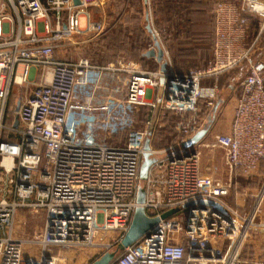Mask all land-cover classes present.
<instances>
[{
  "label": "built area",
  "instance_id": "1",
  "mask_svg": "<svg viewBox=\"0 0 264 264\" xmlns=\"http://www.w3.org/2000/svg\"><path fill=\"white\" fill-rule=\"evenodd\" d=\"M102 4L0 0V264H60L53 248L111 246L100 244L102 234L124 236L140 205L141 186L146 190L142 206L159 217L157 229L111 264H236L264 199V183L251 212L235 208L228 201L232 182L202 173L198 146L183 153V142L202 128L196 117L178 122L175 143L151 144L155 162L141 180L152 122L137 128L134 114L143 106H159L196 116L202 100L212 106L216 97L215 87L203 85L206 79L246 67L231 131L217 134L209 146L224 149L231 172L258 171L264 162V59L257 57L264 43V0L217 2L213 59L203 68L162 71L132 61L57 58L62 40L104 32V20L95 15ZM246 14L257 22L252 37ZM115 73L127 76L124 98L97 102L100 84ZM15 87L24 95L19 110L11 108ZM100 129L120 138L101 139ZM199 200L223 209L187 206ZM174 208L179 211L162 217ZM21 210L45 214L42 231L29 240L36 246L31 253L14 235Z\"/></svg>",
  "mask_w": 264,
  "mask_h": 264
},
{
  "label": "rangeland",
  "instance_id": "2",
  "mask_svg": "<svg viewBox=\"0 0 264 264\" xmlns=\"http://www.w3.org/2000/svg\"><path fill=\"white\" fill-rule=\"evenodd\" d=\"M220 0H204L200 4H196L194 9H199L190 15L192 18V33L200 34L197 38H201L198 42L200 46L197 53L190 54V58L197 63L187 62L184 54L179 51L181 42L180 38H176V30L171 22H167V13L165 12V0H101L103 3L96 12V16L105 22L104 32L100 35L89 34L83 37H74L69 41L62 40L61 45L56 51V57L60 59H78L80 57H88L98 64H106L108 62L132 61L144 69H158L160 63L154 56H148L147 52L155 48L154 36L157 37L163 50L167 52L166 59L168 64L175 71H187L190 69L203 68L212 57V42L214 36L213 26V9ZM196 2H198L196 0ZM180 11L179 9L177 10ZM176 14V13H175ZM171 15V21L177 23L178 16ZM148 25L151 26L153 32H150ZM202 34V35H201ZM71 42V43H70ZM192 44L196 41H191ZM197 42V43H198ZM183 62L185 64H183ZM246 67L232 70L222 74L217 79V93L213 100V105L209 106L206 100H202L199 104V112L196 116L191 114H176L171 111L163 110L159 106L146 107L143 106L134 114L137 128L147 126V122L151 121L153 128L152 144L153 147L164 148L168 145L175 135L178 134L177 124L179 121L199 120L202 127L208 125L214 134L225 132L227 122L231 118L237 99L240 95V81L247 75ZM127 76L123 73L108 74L100 84L97 91V102H105L109 100L119 101L124 98L126 91ZM205 85H212L213 80L208 79ZM32 84V83H31ZM33 85V84H32ZM30 85L29 87L31 88ZM24 95L18 87L11 96V108L16 109L17 102ZM156 95H151L154 100ZM14 115V111L12 112ZM209 130V131H210ZM210 131V132H212ZM98 136L103 139L116 141L120 135L109 136L104 129H100ZM125 136V135H124ZM111 137V138H109ZM203 144V143H202ZM201 165L209 174L215 172L216 179L227 178V164L224 161V155L221 149L213 148L208 145H199ZM258 172L261 176L258 181L253 179L247 180L246 177H240L232 182V188L229 201L236 204L238 200L244 204L241 211L243 213L251 212L258 194L264 183V162H262ZM257 180V179H256ZM224 182H226L224 180ZM1 184V183H0ZM262 185V186H261ZM261 186V188H260ZM252 194H254L252 196ZM264 204V199L259 205L257 216L251 226L249 236L244 241L241 249H247L249 242L259 229V216ZM44 212L24 211L25 224H15L17 237L25 241L26 252L36 250V246L29 240H34L42 231L44 226ZM120 236L117 233L108 232L102 234L100 244L97 247L91 246L79 250H67L53 248V255L59 258L60 264H91L95 259L100 257L106 251L116 249ZM248 240V241H247ZM246 244V245H245ZM253 248L254 246H250ZM241 251V250H240ZM122 253V252H120ZM119 253V254H120ZM245 255V254H244ZM236 264H260L261 258L254 256L252 258L239 257Z\"/></svg>",
  "mask_w": 264,
  "mask_h": 264
},
{
  "label": "water",
  "instance_id": "3",
  "mask_svg": "<svg viewBox=\"0 0 264 264\" xmlns=\"http://www.w3.org/2000/svg\"><path fill=\"white\" fill-rule=\"evenodd\" d=\"M78 2V0H76ZM148 29L150 32H153L150 25H148ZM155 40V48H152L147 52L148 56H154L157 58V61L161 65L162 71H169L171 70L168 62L164 60V50L158 41L157 37L154 36ZM162 82H164V79H162ZM161 90H160V97H161ZM21 104V99L18 100L16 110H19ZM19 117L16 116L14 126L17 128L19 126ZM153 128L150 129V134L152 133ZM209 130V126L206 125L203 128H201L193 137L188 139L187 141H184L182 144L183 153L189 154L190 151H194L195 145L207 134ZM151 148V139L148 138L145 143V149L146 152L144 153V159L140 167V178L141 180H146L149 176V171L152 166V164L155 162V158L151 156L150 153ZM181 156V153L178 154ZM146 199V190L144 186H141L138 191V203L140 204L136 210L133 217V220L131 222V225L127 232L124 234V236L120 239L118 242V245L115 250L113 251H106L103 253L100 257L95 259L91 264H111L117 255L124 251L126 248L134 244L136 241H138L142 236L149 234L151 231H155L157 229L158 223H159V217H153L147 214L146 209L142 204L145 202ZM200 203L201 206L211 205L218 209H223L221 205L218 203L212 201V200H199V201H191L187 204V206H194L196 204ZM179 211V208H174L171 210H168L162 214L163 218L169 217Z\"/></svg>",
  "mask_w": 264,
  "mask_h": 264
},
{
  "label": "crops",
  "instance_id": "4",
  "mask_svg": "<svg viewBox=\"0 0 264 264\" xmlns=\"http://www.w3.org/2000/svg\"><path fill=\"white\" fill-rule=\"evenodd\" d=\"M217 4V3H216ZM215 9H216V5H215V7H214V9H213V15H214V35H215ZM246 15H248V17H249V21H250V23H251V26H252V29H251V31H250V36L252 37V36H254L255 35V33L257 32V27H256V19L254 18V16L252 15V14H246ZM213 41H214V36H213ZM257 57H260V58H262V59H264V43L262 44V46H261V49L259 50V52H258V54H257ZM212 59H213V42H212V57H211V59H210V61L207 63V64H205V66L206 65H208L211 61H212ZM160 68H161V65H160ZM178 72H180V71H178ZM184 72V71H183ZM206 80H208V79H206ZM205 80V81H206ZM213 80V83H212V85H208L209 87H215L216 88V90H217V80H215V79H212ZM204 81V82H205ZM203 82V85L204 86H206L207 87V85H205V83ZM240 96V95H239ZM237 103V102H236ZM236 107V106H235ZM234 111H235V109H234ZM234 111H233V113L231 114V118H230V120L227 122V125H226V130H225V132H219V133H229L230 131H231V127H232V121H233V117H234ZM145 127V126H144ZM152 128V126L150 127V129ZM203 128V127H202ZM210 130V129H209ZM208 130V132H207V134L195 145V147L197 148V146H199V145H208L209 146V144H211L214 140H215V138H216V135L217 134H219V133H217V134H214L213 133V131L212 130H210V131H212V132H210ZM152 132H153V130H152ZM154 133V132H153ZM178 134H179V132H178ZM180 135V134H179ZM179 140V136L178 135H175V137L173 138V140L168 144V145H166L165 147H167V146H169V145H171V144H173V143H175L176 141H178ZM203 143V144H202ZM151 144H152V141H151ZM152 146H153V144H152ZM154 148H157V147H155L154 146ZM214 148H216V149H221L222 150V152H223V155H224V161L226 162V157H225V151H224V149L223 148H221V147H214ZM227 166V165H226ZM227 168V178H225V179H222L223 180V182H224V180L226 181V182H233V180H235V183L237 182V179L238 178H240V177H246V179L247 180H251V179H253V181L254 182H256V181H258V179L260 178V176H261V174H260V172H258V171H256L253 175H251V176H243V175H240L238 172H231V170L228 168V166L226 167ZM201 171H202V173H204V174H208L206 171H205V169H203V167H202V165H201ZM214 174H216L215 172H213ZM210 174L209 173V175H212L213 177H215L216 175H214V174ZM256 177H259V178H256ZM262 177V176H261ZM216 178V177H215ZM257 179V180H256ZM221 180V179H220ZM260 182L262 183V181L260 180ZM259 181H258V183H260ZM262 186V185H261ZM261 186H260V188H261ZM254 194H252V196H253ZM228 197H230V196H228ZM228 201H229V198H228ZM235 208H237V209H239V210H242V209H240L241 207H243L244 206V204L241 202H239L238 200L236 201V204H233L231 201H229ZM17 217H18V219H19V223H21V224H25V222H24V219L22 218V217H24V211L23 210H21V211H19V213H18V215H17ZM260 218H259V223H258V225L260 226L259 227V229H258V232H257V234H255V236H253L252 237V239H251V242H249V246L247 247V249L246 250H244L243 248L241 249V251H240V254H239V257L241 256V257H246V258H252V257H254V256H257L258 258H261V260H260V264H264V204H263V206H262V210H261V212H260V216H259ZM16 223H17V218H16ZM15 223V224H16ZM14 235L17 237V230H16V227H15V230H14ZM248 241V240H247ZM246 245V244H245ZM254 246L253 248H251L250 246ZM31 251L32 250H30L29 252H26V253H31ZM245 254V255H244Z\"/></svg>",
  "mask_w": 264,
  "mask_h": 264
},
{
  "label": "trees",
  "instance_id": "5",
  "mask_svg": "<svg viewBox=\"0 0 264 264\" xmlns=\"http://www.w3.org/2000/svg\"><path fill=\"white\" fill-rule=\"evenodd\" d=\"M165 0V12L167 13V22H171L173 24L174 29L176 30V38H180L181 42L179 46V51L184 54V57L190 63H197L192 60L189 56L191 53L195 54L199 50L198 48L202 45L198 42L201 38H197L200 34L192 33V18L190 15L195 11H199V9H194L196 4L202 3L204 0ZM180 10L179 12L177 10ZM176 13V14H175ZM175 14L178 16L177 23L172 22L171 15ZM213 17V25H214V15ZM202 35V34H201ZM191 41H196L192 44ZM198 42V43H197ZM186 63V62H185ZM183 62V64H185ZM208 63V62H207ZM206 63V64H207Z\"/></svg>",
  "mask_w": 264,
  "mask_h": 264
}]
</instances>
